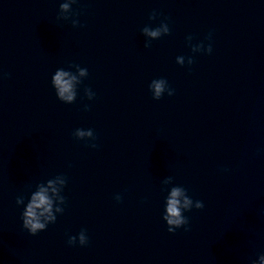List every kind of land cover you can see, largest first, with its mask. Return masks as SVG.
<instances>
[{"label": "clouds", "instance_id": "9594fccd", "mask_svg": "<svg viewBox=\"0 0 264 264\" xmlns=\"http://www.w3.org/2000/svg\"><path fill=\"white\" fill-rule=\"evenodd\" d=\"M77 0H63L59 6L58 20L68 21L70 18L79 15V13L73 12L72 4ZM157 12L154 10L149 15V20L153 21L157 19ZM168 17L161 20L160 24L156 28L150 26H144L141 32L145 40L144 47H151V41L161 38L162 36L170 35L171 30L168 23ZM71 23L73 27L82 26L78 19L72 18ZM187 41L191 46L193 53L204 52L206 54L212 53V45L208 43L205 46L202 42L196 45H191L193 39L192 36H188ZM211 41V33L206 37ZM176 63L184 66L185 57L178 56ZM194 63V59L189 56L187 58V64L190 66ZM70 68H75L76 73L65 70L64 68H58L51 78L52 87L55 90L57 99L66 104H72L77 98V86L82 83L83 78L88 76L87 68H82L79 65H69ZM149 91L152 94L154 100H160L165 93L168 96H172L175 90L171 88L168 81L165 78L153 79L148 85ZM85 96L88 100H92L95 97V93L90 88L84 89ZM89 109V106L85 105V111ZM73 137L77 140H84L90 142L87 146L97 148L95 143L97 139L93 129H81L77 128L72 133ZM59 185L57 187L56 185ZM67 184V177L64 175H57L52 179L47 180L45 183H39L36 185V190L31 192L27 204L25 205L21 213L22 228L26 230L30 235L35 236L39 232L46 230L49 224H54L57 219V214H63L66 204V197L62 195V192ZM162 184L167 186L173 184V178L171 176L166 177ZM51 190V194L49 193ZM164 190V189H162ZM168 195L165 197V208L162 219L166 222L167 231L169 233H175L177 229L184 228L189 231V218L184 215L185 212L191 211L193 208L199 210L204 208V203L200 200L194 201L187 192V189L183 186H172L167 189ZM114 199L117 202L122 201V196L117 194ZM25 203L23 196L16 198V204L23 205ZM67 243L70 246L76 245L86 246L89 243L86 229H81L78 235L69 236ZM252 264H264V253L258 256V259L253 260Z\"/></svg>", "mask_w": 264, "mask_h": 264}]
</instances>
